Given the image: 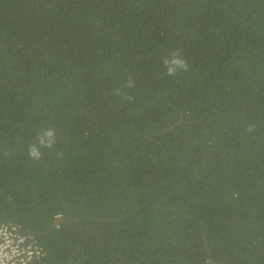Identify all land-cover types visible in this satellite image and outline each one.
Listing matches in <instances>:
<instances>
[{
    "label": "trees",
    "instance_id": "16d2710c",
    "mask_svg": "<svg viewBox=\"0 0 264 264\" xmlns=\"http://www.w3.org/2000/svg\"><path fill=\"white\" fill-rule=\"evenodd\" d=\"M0 218L36 264H264V0H0Z\"/></svg>",
    "mask_w": 264,
    "mask_h": 264
},
{
    "label": "built area",
    "instance_id": "2783aa9c",
    "mask_svg": "<svg viewBox=\"0 0 264 264\" xmlns=\"http://www.w3.org/2000/svg\"><path fill=\"white\" fill-rule=\"evenodd\" d=\"M63 213L55 214L58 225ZM48 254L35 234L23 230L21 223L0 218V264H36ZM207 264H226L223 261L209 259Z\"/></svg>",
    "mask_w": 264,
    "mask_h": 264
},
{
    "label": "clouds",
    "instance_id": "9594fccd",
    "mask_svg": "<svg viewBox=\"0 0 264 264\" xmlns=\"http://www.w3.org/2000/svg\"><path fill=\"white\" fill-rule=\"evenodd\" d=\"M163 64L167 70L169 76H174L178 71H187L188 64L187 61L182 57L179 51L172 52L169 56L165 57ZM126 87L133 88L135 87L134 81L129 78L126 82ZM249 131H252L250 128ZM57 144V132L55 128L48 127L37 135L35 142L29 145L28 155L33 160H40L43 153L41 149H53ZM57 155H62V153H57Z\"/></svg>",
    "mask_w": 264,
    "mask_h": 264
}]
</instances>
